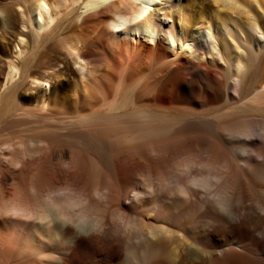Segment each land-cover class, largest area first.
<instances>
[{"label":"bare ground","instance_id":"6f19581e","mask_svg":"<svg viewBox=\"0 0 264 264\" xmlns=\"http://www.w3.org/2000/svg\"><path fill=\"white\" fill-rule=\"evenodd\" d=\"M259 9L258 0L0 6L18 48L0 56V264H264ZM64 18L93 27L91 40L59 39ZM24 39L51 51L33 61ZM90 46L117 68V90L133 82L128 99L107 98ZM138 86L149 93L142 102ZM219 101L228 109L208 111Z\"/></svg>","mask_w":264,"mask_h":264},{"label":"rangeland","instance_id":"374dc122","mask_svg":"<svg viewBox=\"0 0 264 264\" xmlns=\"http://www.w3.org/2000/svg\"><path fill=\"white\" fill-rule=\"evenodd\" d=\"M3 1V2H2ZM259 1V11H261V12H259L260 14H262L263 16V18H264V0H258ZM12 2V0H0V6H3V5H7V4H9V3H11ZM14 7V6H13ZM15 8H17L16 6H15ZM175 9V8H174ZM254 10V9H253ZM170 11H173V8L172 9H170ZM90 22V23H89ZM88 23H86V25H91L92 24V22L91 21H89ZM74 23H69L68 22V20H65V18L64 19H62V21L60 22V24H59V32L61 31L62 32V35L59 37V39H61L62 41H64L65 40V38L67 37V36H69V35H71V34H84L85 36H87V39L88 40H91V35H90V31H93V27H90V30H89V32H87V30H82L81 28L79 29V26H76L75 25V27H74ZM62 27V28H61ZM69 27V28H68ZM5 28V29H4ZM19 28H22V27H20L19 26ZM12 35H11V33L9 32V29L8 28H6V27H4L3 25H1V23H0V56L3 58V60H4V62H7V59L8 58H11L12 56L14 57V58H16L17 57V55L15 54V51H17V49L18 48H14V45H15V42L14 41H12L13 40V37H11ZM11 37V38H10ZM8 39V40H7ZM29 40H27V39H24V43H23V45H21V46H25V51H27L26 53H25V56H26V54H27V56L28 57H32L31 59L34 61V59L36 58V59H39V57L38 56H43V55H47L48 53H50V49L52 48V46H51V42H49V41H47V42H38V43H36L35 44V46H30V43L28 42ZM26 42V43H25ZM29 44V45H28ZM37 49H36V48ZM91 47V46H90ZM35 48V49H34ZM66 48V47H65ZM92 48V52H93V54H92V56H91V58L90 59H92L93 60V64H95V65H98V66H100V68H103L104 69V75L102 76V78H101V89H103L102 91H104V93L106 92V94H108L109 95V97L106 95V94H104V96H107V98H110L111 96L113 97L114 95H117L118 93H119V95H117V98H119V99H121V100H124V99H128V98H126L125 96H127V92L126 91H128V90H130V88H132L133 86H134V84H133V82L131 83V85L129 84V86H128V88L126 89V88H121V90H117V88H116V85H117V83L116 82H114V81H112L111 80V78H109L110 77V74H111V72H113V70H115V71H117V68H115L114 69V67L111 65V62L109 61V59H108V57L107 56H104V55H101V54H99V51L93 46V47H91ZM43 52V53H42ZM33 53V54H32ZM38 55V56H37ZM0 57V58H1ZM1 58V59H2ZM97 61V62H96ZM109 64V65H108ZM2 65H4L3 63H2ZM112 69V70H111ZM119 70V69H118ZM0 72H1V75H2V73H3V69H1L0 70ZM158 73H160V71H159V69H155L154 70V72L153 73H151L150 75H149V77L148 78H151V79H153L152 77H154V76H156V75H158ZM105 79H107V80H105ZM108 81H110V82H108ZM112 82H114V83H112ZM102 83H103V85H102ZM116 83V84H115ZM104 87V88H103ZM115 87V88H114ZM139 88H141L140 86H138L137 88H135V90H136V92L135 91H133V95L134 96H138V97H136L139 101H144L145 99H147L148 98V96H149V93H147V92H143L142 91V88L141 89H139ZM112 89V90H111ZM110 90V91H109ZM95 91H97V92H95ZM95 91H93V93H94V95H95V99L96 100H99V97H101V95H99L100 93H99V91L98 90H95ZM107 91H108V93H107ZM116 91V92H115ZM118 91H120V92H118ZM142 91V92H141ZM129 92V91H128ZM110 93V94H109ZM115 93V94H114ZM125 93H126V95H125ZM104 96H103V98H104ZM141 96H142V98H141ZM112 97L110 98V100H112ZM125 97V98H124ZM102 98V102H106L107 100H109V99H107L106 97H105V99H103ZM144 99V100H143ZM105 100V101H104ZM109 100V101H110ZM101 102V103H102ZM111 102V101H110ZM110 102H107V105H109V104H111ZM29 103V104H28ZM103 103V104H104ZM28 106H27V105ZM23 105V106H22ZM105 105H106V103H105ZM223 105H224V107H223ZM20 106L22 107V109H33L34 110V108H33V106H32V104L29 102V101H26V103L24 104H20ZM19 106V107H20ZM212 106V107H211ZM210 107H208V111H212L211 113H217L218 111L219 112H221V111H224V110H227L228 109V107L224 104V102H221V101H219L218 103H214L213 105H211ZM20 107V108H21ZM26 107V108H25ZM31 109V110H32ZM218 109V110H217Z\"/></svg>","mask_w":264,"mask_h":264}]
</instances>
